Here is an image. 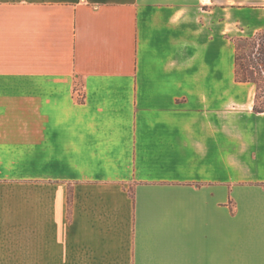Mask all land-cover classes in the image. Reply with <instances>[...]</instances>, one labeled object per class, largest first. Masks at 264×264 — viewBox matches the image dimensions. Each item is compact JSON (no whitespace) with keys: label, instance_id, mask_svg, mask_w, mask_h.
<instances>
[{"label":"crops","instance_id":"0c3cea01","mask_svg":"<svg viewBox=\"0 0 264 264\" xmlns=\"http://www.w3.org/2000/svg\"><path fill=\"white\" fill-rule=\"evenodd\" d=\"M260 30L264 0H0V264H264Z\"/></svg>","mask_w":264,"mask_h":264},{"label":"trees","instance_id":"16d2710c","mask_svg":"<svg viewBox=\"0 0 264 264\" xmlns=\"http://www.w3.org/2000/svg\"><path fill=\"white\" fill-rule=\"evenodd\" d=\"M235 44V79L237 81H252L256 85L253 111L256 113L264 112V98L261 99L260 90L264 88V30L256 32L251 37H236L234 38ZM257 50V61H251L249 64L242 62L246 57H250L254 51ZM260 62L262 66H260ZM260 64V65H259ZM248 66L253 67L252 73H247ZM263 83V86L261 85Z\"/></svg>","mask_w":264,"mask_h":264},{"label":"rangeland","instance_id":"374dc122","mask_svg":"<svg viewBox=\"0 0 264 264\" xmlns=\"http://www.w3.org/2000/svg\"><path fill=\"white\" fill-rule=\"evenodd\" d=\"M257 56H258V53H257V50L254 51L253 54H251L250 57H246V59H243L242 62L245 63V64H249V62L251 61H254L256 62L257 61ZM261 64V65H260ZM260 66H262V63L260 62ZM262 69H264L263 67H261ZM252 69H254L253 67L251 66H248V69H247V73L249 75H254V73H252ZM261 85L263 86V83H261ZM260 93H261V99L264 98V88L262 87V89L260 90Z\"/></svg>","mask_w":264,"mask_h":264}]
</instances>
